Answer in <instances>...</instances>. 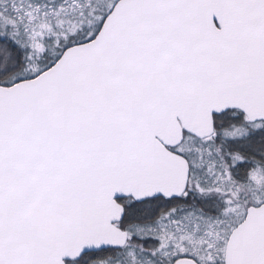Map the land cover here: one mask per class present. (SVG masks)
I'll return each mask as SVG.
<instances>
[{
	"label": "snow or ice",
	"instance_id": "1",
	"mask_svg": "<svg viewBox=\"0 0 264 264\" xmlns=\"http://www.w3.org/2000/svg\"><path fill=\"white\" fill-rule=\"evenodd\" d=\"M0 264H264V0H0Z\"/></svg>",
	"mask_w": 264,
	"mask_h": 264
}]
</instances>
